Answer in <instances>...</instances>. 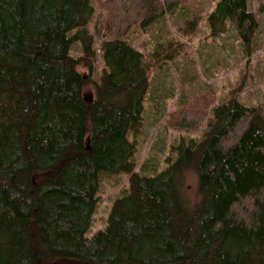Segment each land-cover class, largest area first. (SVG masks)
<instances>
[{"label": "trees", "instance_id": "obj_1", "mask_svg": "<svg viewBox=\"0 0 264 264\" xmlns=\"http://www.w3.org/2000/svg\"><path fill=\"white\" fill-rule=\"evenodd\" d=\"M187 1L0 0V264H264L263 105L230 96L209 115L184 105L173 124L207 118L202 134L154 176L157 161L135 159L151 73L184 44L157 35L146 53L128 34ZM208 19L213 34L230 21L245 45L260 25L249 0H217ZM98 55L103 74L86 98ZM121 172L128 185L87 236L101 174Z\"/></svg>", "mask_w": 264, "mask_h": 264}, {"label": "rangeland", "instance_id": "obj_2", "mask_svg": "<svg viewBox=\"0 0 264 264\" xmlns=\"http://www.w3.org/2000/svg\"><path fill=\"white\" fill-rule=\"evenodd\" d=\"M216 1L188 0L182 9L165 13L146 30L135 25L129 31L131 41L146 53L153 49L157 35L169 34L184 44L183 53L151 73L150 88L144 100V124L137 136L135 155L138 164L148 158L154 163L157 161L156 170L146 172L148 175H156L177 158L183 138L200 136L205 129L207 118L199 121L194 130L178 128L176 116L182 106L198 101L209 115L213 106L230 96L264 106V0H249L252 10L259 14L260 25L256 37L246 45L230 21L220 34H213L208 14ZM93 2L102 10L100 0ZM197 15L199 25L196 29L191 33L179 31L185 20ZM75 51L80 52L78 48ZM103 65L98 55L91 80L83 89L86 98L95 96V85L101 80ZM101 177L100 201L87 236L106 226L114 199L129 183L124 172L103 173ZM186 177L187 194L193 205L198 199L196 170L188 168Z\"/></svg>", "mask_w": 264, "mask_h": 264}, {"label": "bare ground", "instance_id": "obj_3", "mask_svg": "<svg viewBox=\"0 0 264 264\" xmlns=\"http://www.w3.org/2000/svg\"><path fill=\"white\" fill-rule=\"evenodd\" d=\"M250 104H252V105H256V104H253V103H250Z\"/></svg>", "mask_w": 264, "mask_h": 264}]
</instances>
